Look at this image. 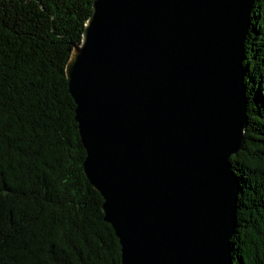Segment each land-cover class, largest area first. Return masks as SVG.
Returning <instances> with one entry per match:
<instances>
[{
	"label": "water",
	"instance_id": "water-1",
	"mask_svg": "<svg viewBox=\"0 0 264 264\" xmlns=\"http://www.w3.org/2000/svg\"><path fill=\"white\" fill-rule=\"evenodd\" d=\"M255 0H94L65 64L121 264H232Z\"/></svg>",
	"mask_w": 264,
	"mask_h": 264
},
{
	"label": "trees",
	"instance_id": "trees-1",
	"mask_svg": "<svg viewBox=\"0 0 264 264\" xmlns=\"http://www.w3.org/2000/svg\"><path fill=\"white\" fill-rule=\"evenodd\" d=\"M94 0H0V264H121L88 180L65 64ZM232 264H264V0L244 41Z\"/></svg>",
	"mask_w": 264,
	"mask_h": 264
}]
</instances>
